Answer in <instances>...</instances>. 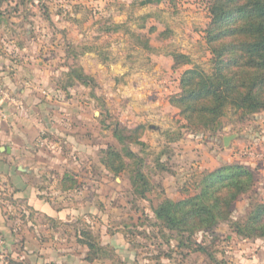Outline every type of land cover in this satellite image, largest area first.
<instances>
[{"label":"rangeland","instance_id":"1","mask_svg":"<svg viewBox=\"0 0 264 264\" xmlns=\"http://www.w3.org/2000/svg\"><path fill=\"white\" fill-rule=\"evenodd\" d=\"M210 1L0 0V65L23 57L36 63L30 72L39 80L13 86L12 71L1 69L0 96L23 107L22 91L45 97L44 111L57 117L53 134L42 130L26 157L20 141L0 139L16 152L0 157L33 166L29 181L49 205V214L35 210L0 178V264H245L238 261L264 247V237L238 235L231 221L189 239L162 228L154 214L164 199L196 194L206 174L231 164L254 174L232 220L245 221L264 203V109L246 116L230 110L213 131L189 127L172 104L185 70L211 72ZM120 16L126 25L114 22ZM109 146L130 165L119 175L102 162ZM136 167L149 180L145 197L136 192ZM67 175L77 181L70 189ZM81 229L99 235L112 256L87 260Z\"/></svg>","mask_w":264,"mask_h":264},{"label":"trees","instance_id":"2","mask_svg":"<svg viewBox=\"0 0 264 264\" xmlns=\"http://www.w3.org/2000/svg\"><path fill=\"white\" fill-rule=\"evenodd\" d=\"M210 11L212 23L206 39L212 54L211 72L185 70L181 91L172 97V104L181 110L189 127L215 131L230 110L246 116L264 109V0H211ZM77 71L78 78L86 79ZM102 153L105 169L113 175L130 166L115 147L109 146ZM135 171L134 184L137 179L142 181L136 192L145 197L149 180L139 167ZM67 180L71 185L65 189L77 182L68 175L63 181ZM199 185L192 196L160 202L154 214L162 228L178 236L188 234L191 239L198 231L212 232L221 223L231 221L238 235L264 237V203L256 204L245 221L232 220L234 202L254 185V174L245 165L221 166L206 174ZM78 240L87 246L86 258L91 262L112 256L111 246L102 244L100 236L90 229H81Z\"/></svg>","mask_w":264,"mask_h":264},{"label":"crops","instance_id":"3","mask_svg":"<svg viewBox=\"0 0 264 264\" xmlns=\"http://www.w3.org/2000/svg\"><path fill=\"white\" fill-rule=\"evenodd\" d=\"M114 22L119 23L121 25L124 24L126 25V23H128V17L127 16L116 17L114 19ZM113 33L114 35H116L115 33H118L122 37L123 36H126V38L129 37L128 30L126 31L116 30V32ZM107 34L110 36L112 35L110 32H107ZM85 35L90 36V32L87 33L85 31L81 32L82 37H84ZM78 43L79 42H77V44ZM24 48L25 47H20V48H16L15 50L21 52L22 50H24ZM83 52L87 53L88 50L87 51L84 50L82 51V53ZM4 62H3V66L0 65V70L8 69L12 71V77L10 78L9 82L13 81L12 83L13 86L23 85L24 83H29V82L38 84L39 80L36 77H34L32 72H30L33 71L32 67L35 66L36 63L32 61L29 62L27 59L24 60L23 57H20L18 61L7 60ZM40 69L43 70V67H41ZM24 71H29V72H24ZM40 76L47 78L46 73ZM22 93L23 94L20 96L21 97L20 99L22 103L26 105L25 107L17 105L18 103L16 102L17 100L12 102L6 101L3 97L0 96V106L3 109L0 114V139H4V138L9 139L13 142L12 144L14 143L17 144L18 141H20L22 143V146L24 147V150L20 152L19 155L26 157L28 156L30 149L34 151L37 150L38 148L37 142L39 141V136L42 130L44 132H47L46 135L50 136V134H53L52 132L54 131V126H55L54 121L57 120L56 119L57 117L56 115H53V113H48L44 111L46 109L45 107L46 105L42 102V99L45 100V97H35L32 94H28L29 92L26 93V91H22ZM25 109L28 110V112L25 111ZM64 110L65 109H63V111ZM53 145L54 144L48 147L51 149V147L53 148ZM14 150L15 148L12 145L10 146L0 145V153H3L5 151L8 156H15L16 152ZM11 158L12 159L10 158L5 159L4 157H0V178L5 177L10 180V182L12 183V187H14V195L16 198H27L29 199L28 200L29 204L32 207H34L35 210L49 214L48 203L43 202L42 200L36 197L37 193L35 191V188L34 186L31 185L29 181V174L33 173L32 171L34 169L33 166L29 168L25 167L24 164L16 166L15 165L16 161H14L13 157ZM259 246H261V248L256 251L257 253L254 254V256L252 255L250 258H246L245 260L243 259L244 261L243 260L238 261L239 259L236 258L234 259L233 262L236 263L238 261V262H243L245 264L247 262L248 264L249 263L264 264V247L263 245L260 244Z\"/></svg>","mask_w":264,"mask_h":264},{"label":"water","instance_id":"4","mask_svg":"<svg viewBox=\"0 0 264 264\" xmlns=\"http://www.w3.org/2000/svg\"><path fill=\"white\" fill-rule=\"evenodd\" d=\"M224 141H225V144H228L229 137H225Z\"/></svg>","mask_w":264,"mask_h":264}]
</instances>
